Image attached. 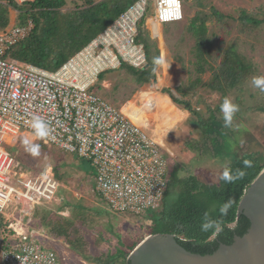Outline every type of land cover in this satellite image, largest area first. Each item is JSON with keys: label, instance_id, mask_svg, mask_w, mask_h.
Wrapping results in <instances>:
<instances>
[{"label": "rangeland", "instance_id": "374dc122", "mask_svg": "<svg viewBox=\"0 0 264 264\" xmlns=\"http://www.w3.org/2000/svg\"><path fill=\"white\" fill-rule=\"evenodd\" d=\"M66 1L67 8H73V0ZM181 1L184 16L181 21L159 27L151 15L145 19L148 23L152 18L151 29L159 36L161 33L160 38L153 41L155 46L159 40L163 51L162 41L164 40L172 50V54H167L166 58L169 67L165 85L163 84L166 69L164 77L159 76L160 86L153 81L140 85L136 77L126 69H115L104 72L103 78H98L91 89L127 116L132 114L133 118H130L161 143L165 158L174 159V164L180 159L200 179L215 183L221 174L222 167L237 158L240 153L249 150L264 153V112L262 110L264 92L251 83L253 77H264V0ZM4 3L0 1V9L5 10L6 14L11 12L12 17L20 14L19 11ZM21 13L29 19L28 30L33 24L32 18L28 17L31 14L25 11ZM243 14L253 17L257 23H245L241 17ZM192 18L197 19V24L201 21L205 23L206 32L203 36L210 41L209 46L206 47L207 52L203 50L205 61L200 60V65L205 68V71L200 74L195 71L198 67L197 56L194 53L196 52L194 44L197 39L191 32ZM14 23L16 21L11 20L7 28L0 26V42L6 40L2 35L14 27H19L11 26ZM145 31L147 30L143 25L139 37L150 41ZM163 34L166 35L165 39ZM230 47L235 51L234 54L240 56L242 62L247 65L241 81L235 87L225 82L221 70L223 61L227 60L231 54ZM0 48H3V45H0ZM150 52L153 57H156L157 51ZM172 58L175 62H172ZM161 71L162 65H158L155 75L156 73L160 75ZM215 74L220 76L217 81H213ZM105 77L108 78L104 80ZM196 77H200L204 82H214L222 86V90L219 91L203 85L198 86L196 94L189 100L192 107L202 112L203 117L209 116L214 111L217 112L218 109L221 112L220 105L225 97L238 104L240 108L233 118L234 131L231 138H227L228 142L226 141L225 146L216 153L203 149L200 129L193 122L196 116L192 115L186 106L175 105L168 97L170 93L180 99L188 100V97L183 98L176 88L179 85H186L189 79L193 80ZM141 89L143 91L139 93L138 102L128 101ZM11 135H6L3 142V147L11 153L15 161L10 181L17 182L18 178L29 179L39 174L46 176L47 173H51L57 182V189L53 200H41L36 203L22 201L19 202L21 207L17 209L14 203L4 209L2 212L5 214L6 225L0 228L1 239L7 236L12 240L15 239L11 234L13 230L6 227L11 226L9 223H12L16 227L13 229L17 230L19 225L16 226L13 222L14 220L20 222L26 230L25 223L31 218H33L29 227L31 236L37 239L42 237L41 230L43 229L46 233L48 230L42 225L41 216L32 214L33 211L40 209H48L54 213L50 216L51 224L54 226L61 225L63 217L73 219V224L84 225L82 226L85 231L83 237L89 242L92 253L105 247L106 243L102 237L107 234H110L108 238L112 245L118 243V235L128 241L131 240V235H135L134 238H138V243L146 236L143 227L146 221L138 215L109 212L110 209L106 203L93 192L95 168L86 158L45 143L26 131L13 134L14 138H10ZM25 139L30 140L34 145H39V155L33 156L26 150ZM171 166L172 163L171 165L168 163L169 170ZM180 174L186 173L180 171ZM65 212L69 215L65 216ZM59 248L60 254L64 257V264H85L82 260L73 258L65 244L59 245ZM66 257L69 258L67 262Z\"/></svg>", "mask_w": 264, "mask_h": 264}, {"label": "built area", "instance_id": "2783aa9c", "mask_svg": "<svg viewBox=\"0 0 264 264\" xmlns=\"http://www.w3.org/2000/svg\"><path fill=\"white\" fill-rule=\"evenodd\" d=\"M24 3L31 0H15ZM166 17L171 0H137L79 51L55 70L5 57L10 44L0 45V211L12 203L51 200L57 189L54 175L39 174L11 182L14 157L5 150L6 135L25 130L34 135V117L42 119L48 135L39 139L86 158L95 168V191L115 213L137 215L159 206L166 188L168 159L163 146L141 126L96 93L93 87L106 70L122 63L147 65L140 23L152 16L159 24L183 19ZM0 264H59L53 251L25 233L0 245Z\"/></svg>", "mask_w": 264, "mask_h": 264}, {"label": "trees", "instance_id": "16d2710c", "mask_svg": "<svg viewBox=\"0 0 264 264\" xmlns=\"http://www.w3.org/2000/svg\"><path fill=\"white\" fill-rule=\"evenodd\" d=\"M0 1H4L6 6L20 12L16 17H12L11 12L6 14L5 10L0 9V26L2 28H7L11 20L16 21L11 26L27 25L29 19H26L21 13L23 11L30 12L31 16L28 17L32 18L33 23L28 35L10 44L4 56L48 70H55L137 0H73V8H67L66 0H33L22 4H18L15 0ZM241 17L245 23H257L256 19L248 15L243 14ZM143 22L140 23V29ZM190 25L191 32L197 39L194 44V48L196 47L194 53L198 57H196L198 67L195 71L200 74L205 71V68L200 65V60L205 61L203 50L207 52L206 47L209 46L210 41L203 36L206 32L203 21L197 24V19L192 18ZM139 36H141L140 30L137 40L144 42L147 66L135 68L127 63H122L118 69H126L136 77L141 85L155 79L157 57L151 55L150 41ZM229 50L231 54L222 63V77L229 86L235 87L241 81L247 65L242 62L240 56L234 54L235 51L231 47ZM104 72L100 73L99 79L103 78ZM219 79L220 76L215 74L213 81ZM201 85L217 91L222 90V86L216 85L214 82H204L200 77H196L193 80L189 79L186 85H179L176 88L177 92L183 98L188 97V100L180 99L174 95H171V99L177 105L186 106L191 114L196 116L193 122L200 129L203 149L206 148L205 150L216 153L225 146L226 141L228 142L227 138H231L234 124L230 128H225L219 109L217 112L214 111L209 116L203 117L199 109L192 107L189 100ZM262 110L264 112L263 107ZM176 157L179 159L178 156ZM173 160L168 159V163L170 165L172 163V166L170 170L168 169L166 188L159 206L137 214L143 221H146L143 226L145 234H173L177 243L184 249L205 255L212 254L220 244H231L234 236H242L246 233L250 221L243 213L238 214V202L245 189L263 169L264 153L257 150L240 153L237 158L222 167L221 174L215 183H208L200 179L180 159L176 164L173 163ZM246 161L250 162V166L245 164ZM226 167L230 169L232 175H236L238 171H243L244 175L227 183L221 179ZM180 171L186 174L182 175ZM229 201L231 208L228 215L221 217L219 207ZM35 211L41 216L42 225L48 230L50 238L65 244L73 258L80 259L85 264H131L128 255L138 243V238H134L135 235H131L130 241L124 240L118 235V243L114 245L109 242L110 234L104 235L102 238L106 243L105 247L92 253L89 242L83 237L85 231L82 226L84 225L73 224V219L63 217L62 224L54 226L51 224L50 217L54 215L52 211L48 209ZM205 213H208L211 219L222 220L223 230L219 233L214 229L202 231L201 224L204 221ZM5 225V214L0 211V228ZM11 234L16 238L14 231ZM7 238L8 236L0 238V244H6ZM58 262L64 264L61 259Z\"/></svg>", "mask_w": 264, "mask_h": 264}, {"label": "water", "instance_id": "95a60500", "mask_svg": "<svg viewBox=\"0 0 264 264\" xmlns=\"http://www.w3.org/2000/svg\"><path fill=\"white\" fill-rule=\"evenodd\" d=\"M147 66V65H146ZM250 225L212 254L192 253L173 234H147L129 253L131 264H264V167L245 189L237 208Z\"/></svg>", "mask_w": 264, "mask_h": 264}, {"label": "clouds", "instance_id": "9594fccd", "mask_svg": "<svg viewBox=\"0 0 264 264\" xmlns=\"http://www.w3.org/2000/svg\"><path fill=\"white\" fill-rule=\"evenodd\" d=\"M172 11L166 13V17H175L179 18L181 13L179 11V3L178 0H171ZM157 65H164L167 68L169 67V63L164 58H157L155 60ZM252 85L255 88H258L260 91L264 92V77L257 76L253 77L251 80ZM220 111L222 113L223 126L225 128L232 127L233 118L237 112L240 111L239 105L233 103L231 99L225 97L220 105ZM32 128L35 130L34 135L37 137H45L48 135V127L47 124L40 118L34 117L32 121ZM24 144L26 145V150L30 152L33 156L39 155V145H34L30 140L25 139ZM246 165L250 166V162L246 161ZM244 175L243 171H238L236 175H232L230 169L228 167L225 168L221 179L227 183H231L236 179L241 178ZM231 208V202H225L219 207V213L221 217L227 216L229 209ZM65 216L69 215L68 212L64 213ZM214 229L217 233L222 231V220L220 219H211L208 213H205L204 221L201 224L202 231H209Z\"/></svg>", "mask_w": 264, "mask_h": 264}, {"label": "crops", "instance_id": "0c3cea01", "mask_svg": "<svg viewBox=\"0 0 264 264\" xmlns=\"http://www.w3.org/2000/svg\"><path fill=\"white\" fill-rule=\"evenodd\" d=\"M153 18V17H152ZM152 18H150L149 19V22L148 23H146V20H144V22H143V25H144V27L146 28V30L147 31H145L146 33H147V35H148V37H149V40H150V43H151V45H152V47H151V50H153V51H157V55H156V57H158V58H164L166 61H167V54H172V50H171V48H169V46L165 43V41L163 40L162 41V43H163V45H162V48H164V50L162 51L161 50V47H160V43H159V40H158V42L156 43V46H155V44H154V40L156 39V38H160V36H161V33H160V36L159 35H157V33H154L153 32V30L151 29V23H152ZM156 23L159 25V27L160 26H162L161 24H159L157 21H156ZM147 25V26H146ZM163 25H166V24H163ZM139 30H140V28H139ZM163 37H164V39H165V37H166V35L165 34H163ZM141 42H143L142 40H141ZM143 44H144V42H143ZM168 62V61H167ZM172 62H175L174 60H173V58H172ZM23 63V62H22ZM29 64V63H28ZM31 65H33V64H31ZM34 66H37V65H34ZM38 67H40V66H38ZM157 68H158V65L156 66V70H157ZM166 69V74H165V77H164V70ZM106 71H108V70H106ZM105 71V72H106ZM159 76H163L164 77V79H165V82H164V84L163 85H165L166 84V82H167V76H168V71H167V67L166 66H164V65H162V71H161V73H160V75L159 74H157L156 73V75H155V79L153 80V82L155 83V82H157V84L159 85V83H158V79H159ZM108 77H105L104 78V80L105 79H107ZM156 84V85H157ZM160 86V85H159ZM149 89V88H148ZM151 89H153V88H151ZM154 90V89H153ZM167 90V89H166ZM141 91H143L142 89L141 90H139L138 92H137V94L131 99V100H128V101H137L138 102V96H139V93L141 92ZM157 91H159V90H157ZM164 91V90H163ZM161 94H162V92L161 91H159ZM170 95V96H169ZM169 95H168V97H169V99H170V101L171 102H173L172 101V99H171V94L169 93ZM127 101V102H128ZM174 103V102H173ZM175 104V103H174ZM175 105H177V104H175ZM182 110V109H181ZM183 112H185L184 110H182ZM188 112H186V114H187ZM191 113V112H190ZM187 116V115H186ZM129 117H132L133 118V116H132V114H130V116ZM21 131H25V130H21ZM26 132H28V131H26ZM29 134H31L30 132H28ZM8 136V135H7ZM12 136V135H11ZM14 136V135H13ZM12 136V137H13ZM151 136V135H150ZM153 136V135H152ZM154 137V136H153ZM6 150V149H5ZM8 151V150H7ZM49 174H51V173H49ZM47 175H48V173H47ZM93 192L94 193H96V191H95V180L93 181ZM98 195V194H97ZM98 197H99V195H98ZM100 198V197H99ZM53 199H54V197H53ZM53 199H51V200H53ZM101 199V198H100ZM14 205H15V209H17L18 207H21L20 206V204L19 203H16V201L14 202ZM55 209V208H54ZM41 210V209H40ZM54 211H56V209L54 210ZM34 212V211H33ZM32 212V214H35V212L33 213ZM32 214H31V216H32ZM33 222V218H31L30 220H27V222L25 223V228H27L26 230H24V225L22 224V223H20V222H16L15 220H14V224H16V226L17 225H19V227L17 228V230H21V231H19V232H22V233H25V234H27V232H28V236L30 237V238H32V239H34V240H36V241H38L39 243H41L44 247H46L48 250H50V251H53L55 254H56V256H57V258H58V260H63L64 261V257L60 254V248H59V245H63V244H61V242H59V241H57V240H54L53 238H50V236H48L47 235V233L42 229L41 231L42 232H40L41 234H42V237H40V238H34V237H32L31 235V233L29 232V227L31 226V223ZM11 224V226L9 227V226H6L8 229H11V230H13L14 232H15V235H16V237H17V235H18V231L15 229H13V228H16V227H14L13 225H12V223H9V225ZM8 239H11L10 237H8ZM66 260L68 261L69 260V258L68 257H66ZM66 261V262H67Z\"/></svg>", "mask_w": 264, "mask_h": 264}, {"label": "bare ground", "instance_id": "6f19581e", "mask_svg": "<svg viewBox=\"0 0 264 264\" xmlns=\"http://www.w3.org/2000/svg\"><path fill=\"white\" fill-rule=\"evenodd\" d=\"M29 25V22L27 25H23V26H19V27H14L12 29H10V31L2 36H5V38L7 40H13L14 38L20 37L23 34H25V32L27 31V27ZM129 117V116H128ZM130 118V117H129ZM130 120L132 122H134L135 124L139 125L137 122H135L132 118H130ZM140 126V125H139ZM143 128V127H142ZM9 136V135H8ZM154 140H156L159 144H161L157 139H155L153 136H151ZM10 138H14V137H10ZM45 176V175H44ZM28 179V178H27ZM67 261V260H66Z\"/></svg>", "mask_w": 264, "mask_h": 264}]
</instances>
